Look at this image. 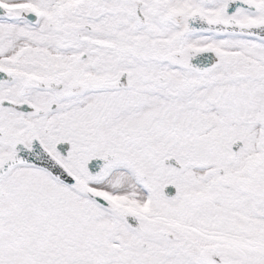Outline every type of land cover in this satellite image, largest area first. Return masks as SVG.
I'll return each instance as SVG.
<instances>
[{
    "label": "snow or ice",
    "instance_id": "obj_1",
    "mask_svg": "<svg viewBox=\"0 0 264 264\" xmlns=\"http://www.w3.org/2000/svg\"><path fill=\"white\" fill-rule=\"evenodd\" d=\"M0 264H264V0H0Z\"/></svg>",
    "mask_w": 264,
    "mask_h": 264
}]
</instances>
